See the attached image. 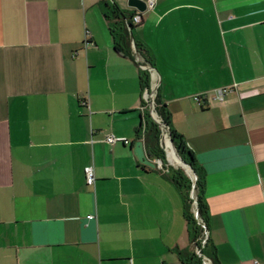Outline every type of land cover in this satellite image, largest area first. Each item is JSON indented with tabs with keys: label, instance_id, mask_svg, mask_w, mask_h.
<instances>
[{
	"label": "crops",
	"instance_id": "obj_1",
	"mask_svg": "<svg viewBox=\"0 0 264 264\" xmlns=\"http://www.w3.org/2000/svg\"><path fill=\"white\" fill-rule=\"evenodd\" d=\"M141 16L132 40L206 173L208 248L264 264V0H155ZM139 57L115 50L102 0H0V264H189L181 191L137 135Z\"/></svg>",
	"mask_w": 264,
	"mask_h": 264
},
{
	"label": "trees",
	"instance_id": "obj_2",
	"mask_svg": "<svg viewBox=\"0 0 264 264\" xmlns=\"http://www.w3.org/2000/svg\"><path fill=\"white\" fill-rule=\"evenodd\" d=\"M102 8L104 16L109 23L115 50L120 55L131 58L135 55V52H138L139 55L146 62H148L147 57L145 56V50L141 48L137 42H134L135 49L132 46V37L134 38V30L136 27L132 25L131 20L135 13H129L128 11L124 12L109 0H102ZM143 72L146 73L145 71ZM156 111L162 121L169 127L171 139L176 152L181 159L191 167L196 176L195 182H192L189 177L185 176L182 168L174 169L170 167L168 169L169 177L178 186L185 203L184 216L189 227V232L192 235V242L194 245H198L200 239L204 237L205 229L198 222L194 212L192 211L190 189L193 188L192 186L194 184L198 216L204 222L205 228L208 229L209 211L204 200V183L206 173L204 169L199 167L198 163L193 158L191 151L185 145L184 137L177 133V131L172 127L170 112L167 105L161 103L157 99ZM145 120V128L143 129L141 126L137 131V135L139 138L144 139L149 158L153 160L160 158L166 162V154L161 144V130L159 124L152 119L149 111L145 114ZM208 243L209 238L204 246L203 254L212 260V264H218L214 254L208 248ZM182 254L183 253H180V255ZM186 257L188 256L183 255V258H185L189 264H203L202 258L196 253H193L188 258Z\"/></svg>",
	"mask_w": 264,
	"mask_h": 264
},
{
	"label": "built area",
	"instance_id": "obj_3",
	"mask_svg": "<svg viewBox=\"0 0 264 264\" xmlns=\"http://www.w3.org/2000/svg\"><path fill=\"white\" fill-rule=\"evenodd\" d=\"M147 4H148V8H153L154 4H155V0H147ZM142 21V16L140 12H137L134 14L131 23L133 26H138ZM134 41L132 40V46L135 49L134 46ZM139 66L141 68L142 71H145L149 78L150 81L152 82V85L148 86L147 88H145L144 90V106L143 108L146 111H149L152 119L159 124L160 130H161V144L162 147L164 148V138H165V142H166V148H164L168 161L169 163H173L174 158L170 157L169 155V149H168V145H167V141H170L171 139V135H170V130L169 127L162 121V119L160 118V116L157 114L156 111V105H157V92H158V87L159 84L158 82L155 81V68L153 67L152 64L146 62L144 59L141 60V58L139 57ZM225 90H221L219 91L220 94V98H223ZM203 99V95H195L194 96V100L197 101L199 104H201ZM117 138L113 135V134H108L106 136V141L113 143L116 142ZM154 163L156 168L164 170V171H168L169 169V164L168 162H164L162 159L157 158L154 159ZM85 175H86V179H87V183L88 185H93L94 181H95V173H94V168L92 166H88L85 169ZM192 190L194 191V184L192 186ZM194 214L196 219L198 220V222L201 224V226L204 227L205 229V233H204V237L200 239V242L198 245H195V252L198 256H200L202 258V263L203 264H212V260L207 257L206 255L203 254V249L204 246L208 240V229L205 228V224L204 222L199 218L198 216V212H197V200L194 199ZM89 218H93L92 215L89 216ZM125 264H132V261H129ZM257 264H260L259 262H257Z\"/></svg>",
	"mask_w": 264,
	"mask_h": 264
},
{
	"label": "water",
	"instance_id": "obj_4",
	"mask_svg": "<svg viewBox=\"0 0 264 264\" xmlns=\"http://www.w3.org/2000/svg\"><path fill=\"white\" fill-rule=\"evenodd\" d=\"M128 5H129V7L134 8V9L138 10L141 13L145 12L147 10V6H148L146 0H128ZM170 143H171L172 147L174 148L172 139H170ZM179 158H180V160L182 162V166L184 165V166H187V167L191 168L185 161H183L181 159V157H179Z\"/></svg>",
	"mask_w": 264,
	"mask_h": 264
},
{
	"label": "rangeland",
	"instance_id": "obj_5",
	"mask_svg": "<svg viewBox=\"0 0 264 264\" xmlns=\"http://www.w3.org/2000/svg\"><path fill=\"white\" fill-rule=\"evenodd\" d=\"M135 46V45H134ZM169 142V141H168ZM164 148H166V142H165V138H164ZM174 150H175V152H176V149H175V147H174ZM165 151V150H164ZM177 153V152H176ZM165 154H166V152H165ZM177 155H178V153H177ZM179 156V155H178ZM180 157V156H179ZM173 163H174V166H172V168H174V169H177V168H181V167H184V170L185 171H187L189 174H190V179H191V181L193 182V179H192V177L194 176L193 175V172L192 171H190V169H189V167H187V166H182V162L181 163H177V161H175V160H173ZM190 199H191V206H192V211L194 210V199H196V196H195V193H194V191L192 190V188L190 189ZM194 212V211H193Z\"/></svg>",
	"mask_w": 264,
	"mask_h": 264
},
{
	"label": "bare ground",
	"instance_id": "obj_6",
	"mask_svg": "<svg viewBox=\"0 0 264 264\" xmlns=\"http://www.w3.org/2000/svg\"><path fill=\"white\" fill-rule=\"evenodd\" d=\"M167 145H168V149H169V155H170V157H171V158L173 157L174 160L177 161V163H181V160H180V158L177 156V154H176L174 148L172 147L170 141H169V142L167 141Z\"/></svg>",
	"mask_w": 264,
	"mask_h": 264
}]
</instances>
